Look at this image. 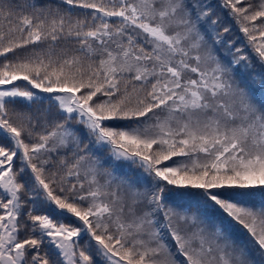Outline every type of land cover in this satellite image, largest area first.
I'll return each mask as SVG.
<instances>
[{
  "label": "snow or ice",
  "instance_id": "1",
  "mask_svg": "<svg viewBox=\"0 0 264 264\" xmlns=\"http://www.w3.org/2000/svg\"><path fill=\"white\" fill-rule=\"evenodd\" d=\"M221 6L240 46L211 0H0V264H264V0Z\"/></svg>",
  "mask_w": 264,
  "mask_h": 264
},
{
  "label": "trees",
  "instance_id": "2",
  "mask_svg": "<svg viewBox=\"0 0 264 264\" xmlns=\"http://www.w3.org/2000/svg\"><path fill=\"white\" fill-rule=\"evenodd\" d=\"M253 4H257L258 0H252ZM211 3L214 5L215 9V17H219L223 22H225L228 25H232V21L229 19L226 10L221 6V0H211ZM214 17V18H215ZM83 18V17H81ZM233 31H232V38H237V46H240L241 40L239 39L241 37V33L238 31V29L235 27V25H232ZM59 48H66L69 52H75V42H65L60 41V44L58 46ZM17 84H20L22 88H29L26 83L16 82ZM47 103H35L32 104L30 107L26 102L17 101L15 105H9V108H15L18 111L21 112H27L29 114L35 115L38 112L42 113L47 108ZM53 112H55V109H53ZM55 119L59 120L60 117H55ZM14 122L19 123L18 119L13 116ZM63 155V153H61ZM57 158L53 156V161H55ZM69 163H71V159H69ZM56 169H52V171H55ZM66 223H70L71 220L67 219L65 220ZM235 235V234H234ZM83 243V241H81Z\"/></svg>",
  "mask_w": 264,
  "mask_h": 264
},
{
  "label": "rangeland",
  "instance_id": "3",
  "mask_svg": "<svg viewBox=\"0 0 264 264\" xmlns=\"http://www.w3.org/2000/svg\"><path fill=\"white\" fill-rule=\"evenodd\" d=\"M259 2V0H258ZM23 90H31L30 88H22ZM43 95H47V94H43ZM122 170V169H121ZM254 203H259L260 200H259V197H256L253 201ZM233 234H235V236L238 238V239H244V234L242 233L241 230L237 229V228H234L233 229Z\"/></svg>",
  "mask_w": 264,
  "mask_h": 264
}]
</instances>
